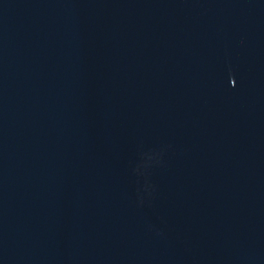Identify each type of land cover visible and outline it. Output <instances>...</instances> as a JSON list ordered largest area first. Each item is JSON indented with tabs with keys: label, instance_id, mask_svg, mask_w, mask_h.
I'll return each instance as SVG.
<instances>
[{
	"label": "water",
	"instance_id": "water-1",
	"mask_svg": "<svg viewBox=\"0 0 264 264\" xmlns=\"http://www.w3.org/2000/svg\"><path fill=\"white\" fill-rule=\"evenodd\" d=\"M0 264H264V0H0Z\"/></svg>",
	"mask_w": 264,
	"mask_h": 264
}]
</instances>
